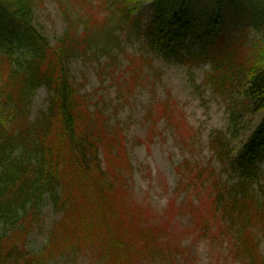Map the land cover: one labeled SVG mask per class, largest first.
<instances>
[{
	"label": "trees",
	"instance_id": "1",
	"mask_svg": "<svg viewBox=\"0 0 264 264\" xmlns=\"http://www.w3.org/2000/svg\"><path fill=\"white\" fill-rule=\"evenodd\" d=\"M37 1L0 0V264H45L92 250L99 256L87 264H142L165 256L150 229L139 228L143 220L133 217V208L119 197L118 182L107 177L99 144L110 149L109 139L103 140L96 128H102L101 122L93 125L82 113L70 74L74 60L116 50L119 26L134 17V5L146 2L153 10L145 29L149 45L168 57L180 56L187 36L200 45L197 53L187 54L212 63L218 74L215 84L234 103L229 110L233 132L244 110L262 113L238 158L231 156L234 151L229 152L222 131L210 144L235 180L221 190L219 204L233 218L246 220L253 212L261 216L264 193L260 203L251 187L264 160V0H102L99 12L91 14L73 10L77 6L86 11L87 0H58L65 28L55 43L36 27ZM105 8L108 16L100 17ZM229 25L238 26L240 36L232 45L215 44ZM251 28L261 30V43H256L257 36L248 37ZM11 39L25 49L23 54L14 55L16 46L7 44ZM38 87L47 88L51 96L47 110L33 121L30 106ZM257 188L264 190V184ZM47 199L60 217L43 248L28 256L27 234ZM249 239L246 234L238 238L243 264H264L258 245L247 246Z\"/></svg>",
	"mask_w": 264,
	"mask_h": 264
},
{
	"label": "rangeland",
	"instance_id": "2",
	"mask_svg": "<svg viewBox=\"0 0 264 264\" xmlns=\"http://www.w3.org/2000/svg\"><path fill=\"white\" fill-rule=\"evenodd\" d=\"M85 3L86 11L77 6L73 10L91 14L103 5L102 0ZM134 7V17L119 26L117 49L109 54L95 52L91 60H74L70 74L82 113L93 125L101 122L102 128H96L103 140L109 139L110 149L99 144L107 177L118 182L116 190L133 208V217L143 220L139 228L150 229L153 241L164 251V257L142 264H242L237 241L245 234L251 240L247 246L260 243L264 257V212L261 216L253 212L246 220L233 218L219 204V193L235 180L230 166L210 147L212 136L222 131L229 152L234 151L231 156L238 158L262 113L244 110L238 130L233 132L229 110L234 103L215 84L218 74L213 73L212 63L187 54V50L197 53L200 45L187 36L182 40L187 48L180 56H164L149 45L145 34L151 6L146 2ZM35 9L38 31L55 43L65 28L58 0L37 1ZM101 11L100 17L108 16L107 8ZM247 34L252 39L257 36L256 43H261V30L251 28ZM239 35L238 26L229 25L214 41L219 46L233 44ZM7 44L16 46L15 56L24 53L13 39ZM50 96L47 88L36 89L30 106L33 121L47 110ZM234 99L241 101L238 95ZM51 137L55 140L56 135L51 133ZM258 166L260 178L251 188L261 203L264 190L257 187L264 184V160ZM59 217L47 199L27 234L28 256H35L47 243ZM133 227L138 231L136 223ZM90 252L58 256L45 264H87L99 256Z\"/></svg>",
	"mask_w": 264,
	"mask_h": 264
}]
</instances>
